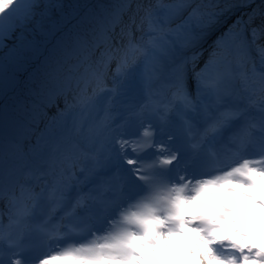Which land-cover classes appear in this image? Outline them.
<instances>
[{"label": "snow or ice", "instance_id": "snow-or-ice-1", "mask_svg": "<svg viewBox=\"0 0 264 264\" xmlns=\"http://www.w3.org/2000/svg\"><path fill=\"white\" fill-rule=\"evenodd\" d=\"M91 7L0 0V264H264V0Z\"/></svg>", "mask_w": 264, "mask_h": 264}, {"label": "trees", "instance_id": "trees-1", "mask_svg": "<svg viewBox=\"0 0 264 264\" xmlns=\"http://www.w3.org/2000/svg\"><path fill=\"white\" fill-rule=\"evenodd\" d=\"M72 1L74 3H72V2L66 3V0H64V2H63V5H65L64 12L65 13H72L73 15H75V14L79 13V9H80V6H81L83 0H72ZM220 1L223 3L235 2V0H213V2H218V3ZM111 2H112V0H102V2H98L97 5H101V4H105V3H111ZM52 20H53V22L60 21V14L57 11L52 12ZM73 23H75V21H73ZM71 26H72L71 24L68 25V27H71ZM54 31H55L54 25L46 23L44 33L36 35L35 40L39 44H49V47H50L51 44H55L56 40L59 38L58 37L55 39V36L51 35V33ZM46 33L50 34L49 36L46 35L48 39H46L44 37V34H46ZM49 42H51V43H49Z\"/></svg>", "mask_w": 264, "mask_h": 264}, {"label": "rangeland", "instance_id": "rangeland-1", "mask_svg": "<svg viewBox=\"0 0 264 264\" xmlns=\"http://www.w3.org/2000/svg\"><path fill=\"white\" fill-rule=\"evenodd\" d=\"M86 1H90V2H91V1H94V0H83V2H82V4H81L80 8L84 7ZM101 1H102V0H101ZM51 2H52V3H61V4H63L64 0H51ZM68 2H72V3H74L72 0H66V3H68ZM232 19H233V18H232ZM229 22H231V21H229ZM46 35L49 36L50 34H49V33L44 34V37H45L46 39H48ZM206 55H207V53H205V56H206ZM22 79H23V78H22ZM249 222H254V221H249ZM261 225H263V226H261ZM250 228L253 229V235H255L256 238H258L260 241L264 240V221H263L262 223H254V224H251L250 227L248 228V230H249ZM181 258H182V256H181V254L178 252V254L176 255L175 259H173V258H172V259H173L174 261H176L175 264H177V263H179V261H180ZM182 261L184 262L183 264H188L189 262H191V258H190V259L188 258L187 261L183 258Z\"/></svg>", "mask_w": 264, "mask_h": 264}, {"label": "bare ground", "instance_id": "bare-ground-1", "mask_svg": "<svg viewBox=\"0 0 264 264\" xmlns=\"http://www.w3.org/2000/svg\"><path fill=\"white\" fill-rule=\"evenodd\" d=\"M249 225L253 224V222H248Z\"/></svg>", "mask_w": 264, "mask_h": 264}]
</instances>
